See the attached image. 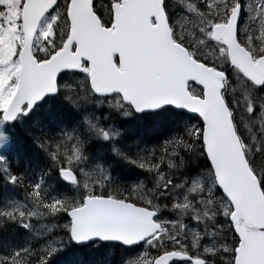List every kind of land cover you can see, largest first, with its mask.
Returning a JSON list of instances; mask_svg holds the SVG:
<instances>
[{
	"label": "snow or ice",
	"instance_id": "1",
	"mask_svg": "<svg viewBox=\"0 0 264 264\" xmlns=\"http://www.w3.org/2000/svg\"><path fill=\"white\" fill-rule=\"evenodd\" d=\"M0 264H264V0H0Z\"/></svg>",
	"mask_w": 264,
	"mask_h": 264
}]
</instances>
